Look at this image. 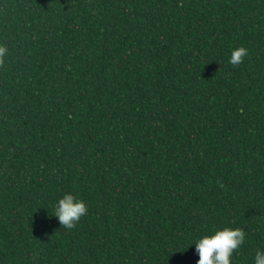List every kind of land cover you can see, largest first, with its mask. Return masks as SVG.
Wrapping results in <instances>:
<instances>
[{
	"label": "trees",
	"instance_id": "obj_1",
	"mask_svg": "<svg viewBox=\"0 0 264 264\" xmlns=\"http://www.w3.org/2000/svg\"><path fill=\"white\" fill-rule=\"evenodd\" d=\"M0 46V264H197L227 227L255 264L264 0H0Z\"/></svg>",
	"mask_w": 264,
	"mask_h": 264
},
{
	"label": "clouds",
	"instance_id": "obj_2",
	"mask_svg": "<svg viewBox=\"0 0 264 264\" xmlns=\"http://www.w3.org/2000/svg\"><path fill=\"white\" fill-rule=\"evenodd\" d=\"M8 49L0 46V67L5 64ZM248 55V49L241 46L232 51L228 63L239 66ZM89 209L83 200H77L71 193H66L53 212L60 225L68 230L74 229ZM245 232L240 228H224L212 235H206L195 242V251L199 256L197 264H231L233 253L245 242ZM255 264H264V252L257 251Z\"/></svg>",
	"mask_w": 264,
	"mask_h": 264
}]
</instances>
